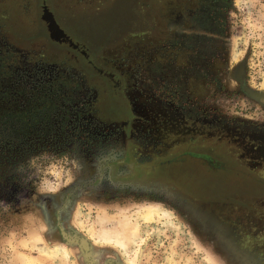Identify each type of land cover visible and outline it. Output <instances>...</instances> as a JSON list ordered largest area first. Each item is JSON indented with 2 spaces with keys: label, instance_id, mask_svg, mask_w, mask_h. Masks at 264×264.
I'll list each match as a JSON object with an SVG mask.
<instances>
[{
  "label": "rangeland",
  "instance_id": "1",
  "mask_svg": "<svg viewBox=\"0 0 264 264\" xmlns=\"http://www.w3.org/2000/svg\"><path fill=\"white\" fill-rule=\"evenodd\" d=\"M261 96L264 0H0V264H264Z\"/></svg>",
  "mask_w": 264,
  "mask_h": 264
},
{
  "label": "water",
  "instance_id": "2",
  "mask_svg": "<svg viewBox=\"0 0 264 264\" xmlns=\"http://www.w3.org/2000/svg\"><path fill=\"white\" fill-rule=\"evenodd\" d=\"M42 19L47 23L49 36L53 41H56L58 43H66L72 48H78V45L75 44L60 28V26L55 21L52 13L47 8H44Z\"/></svg>",
  "mask_w": 264,
  "mask_h": 264
},
{
  "label": "flooded vegetation",
  "instance_id": "3",
  "mask_svg": "<svg viewBox=\"0 0 264 264\" xmlns=\"http://www.w3.org/2000/svg\"><path fill=\"white\" fill-rule=\"evenodd\" d=\"M191 145H193V146H191V147H193V148H191V150L194 151V153H193L194 157L195 156H207V155L209 156V154L206 152L207 151L206 149H202L201 147L200 148L196 147L197 145H196L195 141H193ZM178 157L175 156V159H178ZM212 162H210V163H212ZM169 165H170V162L161 163L158 161V162H153V163L149 164V167H150V170H153L154 172H156V171H158L164 167L168 168ZM238 166L244 169L243 166H241V165H238ZM261 169L262 168H260V169L259 168H255V169H248L247 168L246 170L250 173L259 174L260 178L262 179L260 182L264 183V172L262 173L263 170H261Z\"/></svg>",
  "mask_w": 264,
  "mask_h": 264
},
{
  "label": "bare ground",
  "instance_id": "4",
  "mask_svg": "<svg viewBox=\"0 0 264 264\" xmlns=\"http://www.w3.org/2000/svg\"><path fill=\"white\" fill-rule=\"evenodd\" d=\"M239 75V74H238ZM256 96V95H255ZM262 97V96H261ZM262 98H264V97H262Z\"/></svg>",
  "mask_w": 264,
  "mask_h": 264
}]
</instances>
